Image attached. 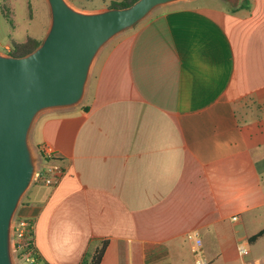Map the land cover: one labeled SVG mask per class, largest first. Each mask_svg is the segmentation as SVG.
Returning <instances> with one entry per match:
<instances>
[{
	"label": "crops",
	"instance_id": "obj_1",
	"mask_svg": "<svg viewBox=\"0 0 264 264\" xmlns=\"http://www.w3.org/2000/svg\"><path fill=\"white\" fill-rule=\"evenodd\" d=\"M232 7H157L102 47L79 104L36 117L29 140L38 161L63 168L57 183L47 184V174L34 179L16 211L33 223L36 263L86 264L105 240L100 264L196 263L198 248L213 264L229 245L257 241L250 237L264 229V0ZM43 144L54 159L41 155Z\"/></svg>",
	"mask_w": 264,
	"mask_h": 264
},
{
	"label": "water",
	"instance_id": "obj_2",
	"mask_svg": "<svg viewBox=\"0 0 264 264\" xmlns=\"http://www.w3.org/2000/svg\"><path fill=\"white\" fill-rule=\"evenodd\" d=\"M47 1L51 26L42 43L24 56L0 53V264H14V215L38 167L29 140L36 117L79 104L102 47L157 7L178 0H138L95 12L78 10L67 0Z\"/></svg>",
	"mask_w": 264,
	"mask_h": 264
},
{
	"label": "rangeland",
	"instance_id": "obj_3",
	"mask_svg": "<svg viewBox=\"0 0 264 264\" xmlns=\"http://www.w3.org/2000/svg\"><path fill=\"white\" fill-rule=\"evenodd\" d=\"M73 7L84 12H95L104 10L107 3L112 0H67ZM3 10L6 14L3 13ZM51 26V10L47 0H0V48H3L4 44L11 39L17 42H23L28 37H34L43 41L46 37L49 28ZM131 29V28H130ZM2 54V53H1ZM252 193V192H251ZM228 204L226 203L225 206ZM229 205H236L229 204ZM232 207V206H230ZM259 209L250 211L247 215L257 214ZM253 217V216H252ZM17 220L16 214L14 215L13 223ZM193 242V240L191 241ZM197 246L195 241L193 242ZM13 247V245H12ZM240 247V246H239ZM237 246L229 245L227 247V253L215 260L213 264H231L233 261H242L248 259H260L264 264V236L259 238L255 243L246 244V249L251 253L246 257H241L238 252ZM182 249H178L174 256L180 257L182 255ZM196 258H202V252L199 248L196 250ZM168 253V252H167ZM14 264H34L29 260L21 259L17 256V252L13 251ZM165 261L164 264H196L194 261L178 260L174 261V258ZM40 264V263H36Z\"/></svg>",
	"mask_w": 264,
	"mask_h": 264
},
{
	"label": "trees",
	"instance_id": "obj_4",
	"mask_svg": "<svg viewBox=\"0 0 264 264\" xmlns=\"http://www.w3.org/2000/svg\"><path fill=\"white\" fill-rule=\"evenodd\" d=\"M136 1L138 0H112L107 5V8H125L132 6ZM251 6V0H241L238 4L233 5L232 10L237 11L239 9H249ZM3 13L6 14V12L3 10ZM42 43V40H38L33 37H28L23 42H12V51L10 54L16 55V56H24L32 51H34L40 44ZM48 160V158H46ZM17 220H21L18 219ZM25 225V231H26V244L19 248L17 250V256L21 259L26 260L27 256L33 257L34 261L32 263H36L39 259L37 250L34 245V228L33 223L30 221L24 220ZM262 235H264V229L259 231L258 233L252 235L250 237L251 242H255L258 240ZM107 247V241H102L100 244L94 249V251L90 254L89 259L86 261V264H100L102 257L104 255L105 249Z\"/></svg>",
	"mask_w": 264,
	"mask_h": 264
},
{
	"label": "built area",
	"instance_id": "obj_5",
	"mask_svg": "<svg viewBox=\"0 0 264 264\" xmlns=\"http://www.w3.org/2000/svg\"><path fill=\"white\" fill-rule=\"evenodd\" d=\"M41 155L44 158L54 159L56 157V152L54 148L48 144H43L40 147ZM63 168L58 162H52L50 164H42V162L38 161V167L35 174V179L42 178L43 174H47L44 177V181L47 184H54L58 182V178L62 175ZM49 174V175H48ZM234 220L238 219V216L233 217ZM25 221L24 220H16L13 223L12 229V245L13 251L17 252V250L23 247L26 244V231H25ZM198 233L192 234L191 237L197 236ZM240 254H247L248 250L241 247L239 249ZM27 260L33 262L34 259L31 256H27ZM196 264H211L210 261L206 257H202L197 259Z\"/></svg>",
	"mask_w": 264,
	"mask_h": 264
}]
</instances>
